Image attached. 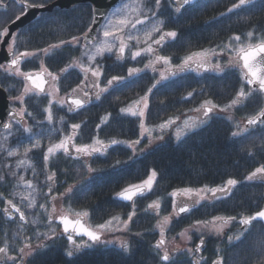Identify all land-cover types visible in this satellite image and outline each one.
Returning a JSON list of instances; mask_svg holds the SVG:
<instances>
[{"label":"trees","instance_id":"16d2710c","mask_svg":"<svg viewBox=\"0 0 264 264\" xmlns=\"http://www.w3.org/2000/svg\"><path fill=\"white\" fill-rule=\"evenodd\" d=\"M52 1L50 0V3ZM237 2L238 0H201L179 13L171 14L174 7L170 5L169 0H161L158 9L154 0H146L157 12L156 18L164 21V28L169 27L178 32L174 41L166 42L161 48L166 54L173 52L174 55L222 46L233 35H240L246 40V33L254 27L258 31L264 30V0H255L254 5L228 13L227 9ZM0 3L5 5L0 7L2 30L18 13L14 1L0 0ZM38 17L40 19H37ZM38 17L16 33L18 50L37 51L60 40H70L73 35H82L91 24V8L85 4L76 5L68 10L53 9ZM79 52V47L68 44L48 56L37 51L36 56L22 65V70L36 71L43 61L49 71L61 75V69L70 64L73 58H77ZM111 64L119 66L118 62ZM110 69L112 76H122L117 75L118 70L112 67ZM2 77L3 75L0 76V85L8 96H18L23 87L22 80L14 76L10 79ZM80 80V73L73 68L69 69L61 75L59 91L68 93ZM154 83L155 79L149 75L132 77L123 83L115 84L103 100L93 105L88 112L85 110L83 113H77V116L73 115V120L82 125L76 142L84 140L86 143H92L94 138L109 143L113 139L125 142L137 139L141 130L139 118L122 114L120 109L131 106L134 101L144 96ZM241 86L240 72L237 69H226L223 74L207 72L200 76L189 75L160 83L148 93L146 126L154 128L168 118H182L206 99H211L220 106L227 105ZM189 92L193 95L187 98ZM29 99L25 107L33 112V116L25 114V117L28 123H31L32 137L37 136L33 133L39 132V129L50 133L60 132L53 128L59 120L56 109L52 108L53 123H44L47 120L43 109L48 105V99L40 100L34 96ZM262 104L261 95L254 94L246 102L229 109L226 114L220 112L212 116L206 126L182 136L180 140L174 139L171 132L161 140L155 139L157 135L152 134L154 142L149 143L146 139L145 143L140 144L137 152L128 147L127 143L112 145L104 154L94 156L88 164L86 163L87 166L83 165L81 168L76 167L78 163L62 158L64 170L70 173L67 182L74 186L72 193L64 198L65 206H71L76 212L87 211V220L94 225L102 224L114 216L124 215L128 205L115 200L117 193L130 185L140 184L149 172L155 169L158 175L152 191L148 192V197L137 199V204L146 208L148 203L160 198V214L173 211L170 193L174 190L224 186L228 179L238 181L231 194L213 202L209 210L200 206L191 214L179 217L171 225L170 235L178 233L196 220H203L206 216L251 215L264 205L263 185L245 179L255 168L264 166V124H257L249 128L247 133L237 137H233L232 132L237 130L234 120H245L254 116L260 111ZM229 116L232 120L228 119ZM105 118L106 123L103 122ZM97 123L100 124L99 128ZM87 127L93 129L92 138L86 135L89 130ZM52 138L56 140L55 135L46 137L48 143ZM48 143L45 144L46 148ZM45 152L38 150L36 154L43 155ZM57 159H51V170L56 169ZM88 167L94 169L91 175L87 173ZM2 168L4 172L7 171ZM0 172L3 173V170ZM5 178L9 184L10 180H16L13 176ZM31 180L36 184L42 179L32 176ZM40 184L42 185H38ZM142 216V221L134 220L131 223L133 228L128 238L130 253H124L120 247H97L90 260L85 259L79 264H161L153 247L157 237L153 229V215L146 211ZM250 230L251 234L264 236V229L259 223H254ZM257 241L258 238L252 237V240L240 242L239 248L230 246L225 252L224 264H264L259 260ZM174 261L175 264H192L190 260L179 261L176 258ZM66 264L73 263L68 261Z\"/></svg>","mask_w":264,"mask_h":264},{"label":"snow or ice","instance_id":"6c2138e0","mask_svg":"<svg viewBox=\"0 0 264 264\" xmlns=\"http://www.w3.org/2000/svg\"><path fill=\"white\" fill-rule=\"evenodd\" d=\"M17 6V15L11 23L21 20L23 16H26L28 12L32 9L45 10L49 8L50 0H14ZM156 8L158 9L161 0H154ZM193 0H177L179 4H191ZM255 0H238L237 3H233L231 7L227 9L228 13L245 7L248 5H254ZM0 7H5L0 3ZM177 13L180 12V7L177 6L175 9ZM224 15V13H221ZM157 12L154 11L147 3L146 0H128V2H121L119 5H112L107 10L93 6L91 11V23L94 25L98 18H102L105 22L99 29H96L95 35H92L94 29L90 26L82 35H73L70 40H60L58 43L49 44L46 48L38 49V52H42L45 56L51 55L55 50L61 48L65 44L72 45L73 47L80 48V56L78 58H73L72 62L68 64L65 68L61 69V75L67 73L71 68H78L83 74L84 79L81 80L80 84L72 89L70 99L67 101L63 98L56 100L55 97L59 93V81L61 75L55 74L48 70L43 61L41 62V70L38 72L24 71L22 70V65L26 60L37 55V51L24 50L20 51L16 47V34L12 35L11 43L8 44L7 52L10 59L6 62V65H0L4 72L8 76H14L16 78H22L23 87L20 94L15 97H11L14 101H19L20 107L12 108L9 113L11 121L19 125L24 122L23 132L32 133V127L27 126V122L24 120L25 114L28 116H33V112H30L25 107L27 103L26 98H31L32 96L41 97L47 95L48 105L44 107L43 111L46 113L45 119L49 124L53 123L54 116L52 107L54 103L59 104L60 107H64L68 104V111L75 112L82 109L88 101L91 99V95L95 96L96 100L101 98L103 93H107L110 88L114 87L115 84L123 83L125 77L123 76H112L107 81V85L101 87V77L103 75V66L98 63V58H103L105 54H111L115 51L118 60H123L125 58L126 50L131 52V59L136 60L142 54H147L152 56L156 49L153 45H158L163 47L166 43V38L175 40L178 36V32L175 30L163 31L164 21L158 19ZM37 19H40L39 17ZM159 33L158 38H154L155 35ZM9 34V28L6 26L0 30V38H3ZM247 39L245 40L240 35H233L229 38V41L225 44L217 45L216 48L202 49L197 52H192L189 55L183 57L181 63L175 66L176 71H173V65L171 64L170 57L166 55H155L154 59H150L149 63L145 64V69L151 67L155 71V65L163 63L166 65V69L160 73V80L148 89V92L144 96L140 97L139 100L134 101L135 107L132 106L121 108L120 112L125 115H130L132 117H139L140 123L139 127L141 129V138L147 134L149 142L153 140L152 131L154 129H149L145 123L146 112L149 108V95L153 89L156 88L157 84L161 81L166 80L169 76H174L177 72H183L188 69L203 68L205 71L214 70L218 74H223L226 69H238L240 72V80L242 81V86L236 92L235 96L229 101L227 105L220 106L213 102L211 99H206L198 107L193 109V111L201 114L203 118L199 119H189L185 120L183 123V128L178 130L177 140L181 139V134L186 135L188 132L196 131L207 123L212 118V113L214 110H219L220 112H227L243 102H246L254 94H259L264 96V30H257L255 27L246 33ZM134 42V44H133ZM143 44L145 47H140ZM135 48V50H133ZM228 54L229 60L226 64L222 63L219 59H216L213 63L214 57H219L221 55ZM86 61V63H85ZM195 70V69H193ZM143 69L130 67L128 69V76L131 77L135 74L140 73ZM50 78V80L48 79ZM45 85H49V90L46 92ZM91 88L93 91L91 95L89 92L84 91V88ZM83 93V97L88 99L79 98L78 93ZM193 95L192 92L188 93V97ZM231 120V116L228 117ZM63 117H61V122ZM103 122H107V118ZM176 123V119L170 118L168 121L160 124L158 126L159 130H163ZM257 124H264V108L253 117H250L246 121L244 127L236 125L238 131L232 132L233 137L240 136L241 134L247 133L250 126H255ZM72 132L70 134H62L59 142L50 143L44 153V168L45 171L49 168L50 160L56 157L58 153L63 152L65 156H70L72 151L78 155L76 159L80 158V155L91 156L94 153L103 154L107 151L108 147L117 144L127 143L130 148H135V145L140 143V140L125 142L117 139L111 140L109 144H105L104 141L94 138L91 144H81L77 145L75 140L76 136L79 134V130L82 128L80 123L71 124ZM100 125H97L99 128ZM3 128L7 131H11L12 123H3ZM7 139V137H5ZM155 139H163V136L155 137ZM41 140L35 138L31 141L29 146H25L23 149V159L17 161V167L33 168V164L29 157V153L38 147H40ZM100 145V147H96ZM0 150L6 151L9 157L20 156L21 153L18 149L6 148L3 144H0ZM251 155V152H249ZM117 163H120L117 161ZM34 174L35 170L33 169ZM88 171L92 172L94 169L88 167ZM13 177H16V173H11ZM157 171L153 169L146 180L140 184L130 185L119 193L117 196L123 201H131L134 203V198L138 196H145L148 192L152 191L153 184L157 178ZM55 173L48 175L46 177L47 181L51 184L54 182ZM4 177L0 176V180ZM247 181L260 180L264 182V166L255 168L254 171L249 173L245 178ZM238 184L236 179H228L226 185L209 188L205 186L201 189L184 188L181 190H174L170 193L172 197V213L169 215L160 216V210L162 207L161 199L149 203L145 211H152L155 215L160 216L157 221L156 227L159 230L160 239L154 244V249L159 259L163 264H175L173 256L175 253H180L182 250L177 246L173 253L168 250V240H167V230L170 229L172 216L179 217L180 214L190 212L194 207L201 204L202 201L206 199L217 200L222 197H227L231 194V191ZM17 187H21L26 191L20 193L21 201H26V207L28 209H33L37 206L36 194L37 187L32 180H26L23 175H20L17 180ZM52 191L51 186L49 187V192ZM73 189L69 187L66 193H62L61 197L72 193ZM206 193H210V197L206 196ZM177 197H184V200H178ZM53 200L56 197H52ZM5 207L3 209L4 215L8 219H13L15 214H18L19 221L23 224L28 223V218L25 211L21 209L12 199H6L4 201ZM39 207L44 209L47 214V225L48 232L40 233L37 232V239L40 241L35 247L32 246L30 239L28 242L24 243L23 247L19 248V256L12 255L10 253L7 243L0 247V257L4 258L0 261V264H28V257L35 256L38 252L46 249L48 247L45 241L53 240L56 236L55 224L63 226V233L69 234V243L73 245L72 248L67 250L66 255L69 258L74 257L76 254L80 253L84 248H91L101 242L102 234L105 230L112 227L114 222L123 225V230H128L129 223L133 220L135 216V208L128 214L126 220H122L119 216H114L110 218L103 224L96 225L93 229L90 225L83 222V218L88 217L89 213L87 211L74 212L71 206L67 209L62 210L60 215H56V208L53 206L48 209L45 204H40ZM70 215H74L75 219H70ZM233 216H215L209 220H196L193 224L189 225L187 228L183 229L178 233L181 239L186 242H190L192 237L189 234L192 231L202 233L204 230L209 232H214L220 235L223 232L224 226L236 220ZM253 222H264V209H261L252 215L241 216L239 218V224L241 225V230L239 234L235 237H228V244L233 245L242 241L246 234L250 231ZM35 224V221H33ZM117 230H121L117 227ZM71 233H75L78 236L87 237V240L91 243H75ZM204 244L203 236H201L200 242L197 244L195 249L188 247L183 251H186L189 255H195L196 253H201L202 246ZM120 248L124 253H130V244L127 240L120 241ZM257 252L259 253V260L264 262V236L257 241ZM193 264H205L203 257L193 261ZM212 264H224V257L221 250L217 249V258L212 261Z\"/></svg>","mask_w":264,"mask_h":264},{"label":"flooded vegetation","instance_id":"af4514ba","mask_svg":"<svg viewBox=\"0 0 264 264\" xmlns=\"http://www.w3.org/2000/svg\"><path fill=\"white\" fill-rule=\"evenodd\" d=\"M7 1H14V0H7ZM169 2H170V0H169ZM170 5L172 7H174L171 10V14L176 13L175 9L177 7L174 6L171 2H170ZM169 30H173V29H169V27L163 28V31H169ZM158 37H159V33H157L154 38H158ZM1 39L2 38H0V41H1ZM170 41H174V40L166 38V42H170ZM70 46H72V45H70ZM141 47H145V45L142 44ZM7 48H8V46H7ZM153 48L156 49V52L152 56H149L147 54H142L140 56V59H138L135 62H133L132 59H131V52L128 55L129 58H124L123 60H118L117 58L114 59L110 55H106L105 54V56L103 58H100L98 60V63L103 66V75L101 77V87L106 86L108 79H110L112 77L110 67L118 70V74L117 75H122L123 77L126 78L125 80L130 79L132 77H136V76H144V75L148 76L149 75V76L153 77L155 79V81H157V80H160V73L162 71H164L167 66L164 65L161 62V63L155 65V71H153L151 67L145 69L144 66H145V64L149 63L150 59H154L155 55H157V54L158 55H166V56L170 57V59H171V64L173 65V69L172 70L176 71L175 66L179 65L181 63L183 57H185V56L189 55L190 53H192V52L188 51L187 53H179V54H176V55H174L175 53H173V52L166 54L165 52H163L161 50L162 47H160L158 45H153ZM197 51H200V50H196V51H193V52H197ZM79 56H80V52H79L77 58ZM110 57L112 58L113 61L110 60ZM216 59H219L222 63L226 64L228 62V60H229V55L228 54H224V55H221L219 57H214L213 58V63H215ZM104 60H105V62H104ZM113 62H118L119 66L112 65L111 63H113ZM85 63H86V61H85ZM130 67L140 68V69H143V71H141L140 73L129 77L128 76V69ZM73 69H75V71L77 73H80L81 80H83L84 76L80 72V70L78 68H73ZM193 69H195V70H193ZM193 69H188V70H185L183 72H177L176 75L169 76L166 80H163L160 83H165L167 81L178 79V78H181V77H187L189 75L200 76V75H202L204 73H207V72L216 73L214 70L205 71L203 68H195V65H193ZM40 70H41V66H40V68L38 70L32 71V72L35 73V72H38ZM5 74L6 73L4 72L3 68H0V76L3 75L2 78L10 79L12 77V76H8L7 74L6 75ZM55 74L60 75V73H55ZM20 79L22 80V78H20ZM48 79L50 80V78H48ZM81 80H80V82H81ZM22 82H23V80H22ZM80 82L78 83V85L80 84ZM78 85L74 86L73 88H76ZM48 87H49V85L46 86V92H47ZM0 88L5 91V89H3L1 85H0ZM72 89L66 94H63V93H61L59 91L57 96H61L63 99H65L67 101V99L70 98L69 94L72 93ZM84 91L89 92V94L91 95L93 90L91 88L86 87V88H84ZM5 93H6V96L8 98V101H9V103H8L9 104V108L10 109H12V108H17L18 109L20 107L19 101H14L11 97L8 96L6 91H5ZM107 93H103L99 100H96L95 96L91 95V99L88 101V103L82 109H80L78 111H75V112H69L68 111V104L67 103L65 104L64 107H60L59 104H53L52 108L56 109V112L59 114V116H58L59 120H57L55 122V126L53 128L56 129L57 131L60 130V132H56V133H54V132L52 133L51 132L50 133L48 131H44L42 129H39V132H34L33 133L34 135H37V136L36 137L35 136L32 137V133H24L23 132V127L25 126L24 122H22L21 124L17 125L13 121H11V119L7 120V123L8 122L12 123V128H11L10 132L5 130V129L0 128V144H3L6 148H9V149H18L20 151V153H21L20 156L9 157L7 155L6 151L0 150V171L3 170V173L0 172V176H3V177L9 176V177H11L12 176V174H11L12 172H15L17 174L16 177H15L16 180L15 181L10 180V182H11L10 184H9V181H7L6 178L3 179V180H0V183H1L0 184V247L4 246L5 243H7L8 247H9V250H10V253L12 255L19 256V251H18L19 248L23 247L24 243L28 242L29 239L31 241L32 246L35 247L36 244L40 242L37 239V236H36L37 232H40V233L48 232L47 217L45 216L47 214H46L44 209H41L39 207L40 204H45L46 205L47 198H48L49 201L47 202L48 204L46 205V207L48 209H51L54 206L56 208V210H57V212H56L57 216L61 214L62 210L67 209V207L64 204V200L63 201L62 200L61 201H57L58 199H61V194L63 193V191H66L70 187V185L67 182V179L70 177V173H66L67 170H64V168L62 166V160H63L62 158L69 159V160H72V161L78 163L76 167L79 166L81 168V166H83V165L87 166L89 160L92 159L94 156L102 155L100 153H94L91 156L80 155V158L76 159L75 157L78 154L75 153L74 151H72V154L70 156H65L63 152H60V153L57 154L56 157H53V158H58L56 163H55V168L56 169L55 170H51V167L49 166L48 170L45 171L44 160H43L44 154L43 155H41V154L37 155L36 152L38 150L39 151L44 150V152L46 151L47 148H46L45 144L48 143V140H46L47 136L55 135V139L56 140L54 141L53 138H52L51 142L48 143V144H50V143L58 142L61 139L62 134L66 135V134H68V131H69V134H70L72 132V129L70 127L71 124L79 123V122H75L73 120L75 118L73 115L77 116L78 115L77 113H83L85 110L88 112V110H90V108L93 105H95L98 102L102 101L103 97ZM73 95H77V96H79V98L88 99L87 97H83V93L82 92L78 93V94H73ZM35 97L37 98V96H34V98ZM38 98H40V100L43 99V98L49 99V97L47 95H43V96L38 97ZM187 98H189V97H187ZM261 98H262L263 103H264V96H261ZM27 99L30 100L29 98H26V100ZM139 99L140 98H138L137 100H139ZM200 105L201 104H199L196 108H198ZM262 106H263V104H262ZM216 111L217 110H214V112L211 115L215 116L216 114H214V113ZM191 113H193L197 118H202L201 114H199V113H197L195 111H192ZM61 117H63V121L62 122H61ZM24 120L27 122V126L31 125V123L30 124L28 123L26 117H24ZM168 120H169V118L166 121H168ZM245 120H243V121H245ZM164 122L165 121H163L162 123H164ZM44 123L46 124L48 122L45 121ZM97 124L100 125L99 123H97ZM157 126H159V125H157ZM33 128H35V126H33ZM87 128L89 130H87V134L86 135H89V136H91L90 138H92L93 129L89 128V127H87ZM151 129H156V128L154 127V128H151ZM80 133H81V129L79 130V134ZM79 134L76 136L75 142L77 141V137L79 136ZM154 134L157 135V137H158L159 133H154ZM89 136H87V137L89 138ZM5 137H7V139H5ZM35 138H39L41 140V144L40 145L42 147H38L36 149H33L29 153V157H30L31 162L33 164V168L17 167V161L20 160V159H23L22 153H23L24 147L25 146H29L31 141L33 139H35ZM83 139H85V138H83ZM136 140H140V143L135 145V147H138L141 143L145 142L143 140V138H141V130H140L139 137L137 139L133 140V141H136ZM104 143L105 144H109V142H104ZM76 144L77 145H81V144H91V143H86L84 140H82V142H76ZM97 146L100 147V145H97ZM2 167H4L7 171L4 172V169ZM33 169L35 170V174H34ZM53 172L55 173L54 182H51V184H50L47 181L46 177L48 175L52 174ZM57 173H59V175ZM87 173L89 175L92 174V172H89V171ZM20 175H23L26 180H31L32 176H38V177H40L42 179L41 182H39V183H42V185L41 184L38 185L39 184L38 182L35 184L36 187H37V190H38L37 191L38 192V201H37V206L34 208V210L32 212V218L28 217V214L26 213V203L25 202H20L13 195L16 190L23 189L21 187H17L16 186L18 177ZM249 182L262 184L263 185V191H262L263 194H262V196L264 197V182H262L260 180H254V181H249ZM50 186L52 188L51 192H49V187ZM198 189H201V188H198ZM6 193H9V195H6ZM147 194L145 196H142V197H148ZM205 195L210 197L211 194L210 193H206ZM52 197H56V199L53 200ZM140 198L141 197H138L137 199L141 200ZM223 198H225V197H222L221 199H223ZM6 199H12L14 203H16L18 206L21 207V209L23 211H25L26 216L28 218V223L23 224V227H20V225L23 222L19 221L18 214H15L13 219H8L4 215L3 209L5 207L4 201ZM137 199L134 200V203H132L131 205H128V209H127V211H126V213L124 215L119 216L122 220H126L127 217H128V214L133 211V207L135 208L136 214L133 217V220L129 223V227H128L129 234H131V230L133 228L131 226V223L134 220H137L139 222L142 221L143 220L142 219V217H143L142 215H143L144 212H146L145 209L147 208V206H146V208H142L141 205H138L137 204ZM177 199L178 200H184L185 198L184 197H177ZM221 199H217V200L206 199L205 201H202L200 205L194 207L190 212L185 213L184 215L191 214L194 209H199L200 206L206 207L209 210L210 206L213 205V202L219 201ZM263 207H264V205L262 207H260L259 210H261ZM74 212H76V211H74ZM148 212H150L153 215V219H152L153 220V224H154L153 229L157 233V237H156V241H157V240L160 239L159 230L156 227V224H157V221H158L157 217H159V216L155 215L152 211H148ZM40 214L41 215L43 214V217H39ZM169 214H171V212L170 213H163L161 215L164 216V215H169ZM179 217H181V216H179ZM179 217L177 218L175 216H172L171 225H173V221L176 222L179 219ZM212 217H215V216L214 215L213 216H206V218H204L203 220H209L210 221L212 219ZM233 217H236L237 219L227 223L224 226V230H223V232L220 235H217L215 233L207 234V235H200V236L194 235V236H192V239H191L190 242H186L183 245H180L179 242H178V236H179L178 233L181 232L183 229L181 231H179L178 233L171 234V235H170V232H169L170 229L167 230V240L169 242L167 247H168L169 252L173 253V250L177 246H179V248L182 250L180 253H175L174 256H173V259L175 260L177 258L179 261L182 260V259L186 260V261L190 260L192 262V264H193L194 260L200 259L201 257H203V259L205 261V264H212V261L217 258V249L218 248L221 250L222 255L224 257L225 252L227 251V249L230 246L233 247V248H239L240 247V242H243L245 240L248 241V239L252 240V237H256V238L259 239V238H261L263 236L262 234H260V235L259 234H257V235L251 234L252 231L250 230L246 234L245 238L242 241H240L237 244L229 245L228 244V237L229 236L235 237L237 234H239V232L241 230V225L239 224V218L241 216H239V217L238 216H233ZM69 218L70 219H74L76 217L74 215H70ZM33 221H35V224H33ZM83 222L85 224H87V225H90L93 229H95V227H96V225L90 224L88 222L87 217L83 218ZM254 223H259V225H261L263 227V229H264V226H263V224L261 222H253L252 227L254 226ZM97 225H99V224H97ZM115 225H117V224H115ZM54 227L56 228V236L54 237V239L53 240H49V241H45V243H47V245H48V247L46 249L38 252L33 257H28L27 258L28 264H35V263H38V262L41 263V264H66L68 261H71L73 264H79L82 261H84L85 259L90 260L92 258V256L94 255V253L96 252L95 248H97V247H120V242L119 243H110L109 239H108V241L105 239L107 232H112V233L118 232L117 230H115V228L113 229V231H110L111 228H108L107 230H105L103 232L102 237H101V242L99 244H97V245H95L94 247H91V248H84V249H82V251L80 253L76 254L72 258H69V257H67L66 252H67V250H69L70 248L73 247V245L70 244L69 240H68V235L69 234L63 233L62 225L55 224ZM122 228H123V226H122ZM170 228H171V226H170ZM117 234H119V232ZM137 234L139 235V233H137ZM71 235H72L73 240L75 241V243H81V244L85 243V242L91 243L90 241L87 240L86 237H82V236H78V235H74V234H71ZM201 236H203V240H204V244L202 246L201 253H196L195 255H189L186 251H183L184 249H186L188 247H191L192 249H195V247L197 246V244L201 240ZM156 241L154 242V244L156 243ZM154 244H153V246H154ZM3 259L4 258L0 257V261H2ZM160 263L163 264V262L161 260H160Z\"/></svg>","mask_w":264,"mask_h":264},{"label":"water","instance_id":"95a60500","mask_svg":"<svg viewBox=\"0 0 264 264\" xmlns=\"http://www.w3.org/2000/svg\"><path fill=\"white\" fill-rule=\"evenodd\" d=\"M119 1L120 0H54L53 2H51L49 4L48 9H45V10L32 9V10H30L26 16H23L21 18V20L16 21L15 23L10 22L7 25V27L9 28V34L7 36L3 37L0 41V65H6V62L10 59V57L8 56V52H7V46L12 40V35L16 34L19 30H21L26 25H28L32 21H34L40 14L51 12L53 9L68 10L73 6L80 5V4L89 5L91 7V11H92L93 6L107 10L110 6L116 5ZM199 1H201V0H193V2L191 4H187V5H184L182 3L178 5L177 0H170V2L174 6H176V7L179 6L180 10L188 8V7L194 5L195 3L199 2ZM103 21L104 20L102 18H98L97 22L94 25L92 23L90 24V26L94 29V32L92 33V35L96 34L95 30L99 29L101 27ZM46 86L47 85H45V90H46ZM70 98H68V99H70ZM8 103H9V101H8V98L6 96L5 91L0 88V128H2V129H4L3 123H7V120L11 119L9 116V113L12 109L9 108ZM262 108H264V103H263ZM246 121H247V119L244 121L242 127H244L246 125ZM251 127H254V126H250L249 128H251ZM138 197H141V196H138ZM138 197L134 198V200L137 199ZM115 200L122 203V204H126V205H131L133 203L131 201H123L117 195L115 196ZM262 209H264V207ZM184 214H180V216H182ZM261 223L264 226V222H261ZM62 228H63V226H62ZM71 234L76 235L75 233H71Z\"/></svg>","mask_w":264,"mask_h":264},{"label":"rangeland","instance_id":"374dc122","mask_svg":"<svg viewBox=\"0 0 264 264\" xmlns=\"http://www.w3.org/2000/svg\"><path fill=\"white\" fill-rule=\"evenodd\" d=\"M122 2V1H121ZM121 2L120 3H118L117 5H119V4H121ZM123 2H128V0H123ZM105 22V21H104ZM104 22L102 23V25L104 24ZM133 44H134V42H133ZM142 45V44H141ZM141 45H140V47H141ZM133 50H135V48H133ZM130 54V51H127L126 50V53H125V58H129L128 57V55ZM106 55H110L111 57H113L114 59H116L117 58V55H116V53H115V51L113 52V53H111V54H106ZM100 58H98V60H99ZM138 59H140V57H137V59L136 60H132L133 62H135V61H137ZM49 90V87H48V89H47V91ZM62 97L61 96H56L55 97V99L56 100H59V99H61ZM54 104H57V103H54ZM133 108L135 107V105H134V103L131 105ZM229 111V110H228ZM218 113H220V111L217 109V111L214 113V114H218ZM221 113H224V114H226V112H221ZM199 119V118H197L193 113H190V114H188V115H186V116H184V117H182V118H178V119H176V123L175 124H172V125H170V126H168V127H166L164 130H163V132H161L160 130H159V128H158V126L157 127H155L156 129H154V131H152V134H154V133H159L158 134V136H163V138H164V136L166 135V136H168V134H169V132H171V134H172V137L174 138V139H176L177 140V133H178V130H180V129H182L183 128V123H184V121L185 120H189V119ZM232 120V119H231ZM234 123H235V126L236 125H239L240 127H242V125H243V123H244V121L243 120H234ZM149 129H151V128H149ZM236 131H238V129L236 130ZM188 133H190V132H188ZM187 133V134H188ZM68 134H69V131H68ZM182 136H184L183 134H181V137ZM146 139L149 141V139H148V137H147V134H145L144 135V137H143V140L144 141H146ZM153 140H154V138H153ZM152 140V142H154ZM159 140H161V139H159ZM59 142V141H58ZM145 143V142H144ZM150 143V142H149ZM96 147H98L97 145H96ZM139 149H140V145L138 146V147H135L134 149L132 148V150L133 151H139ZM141 151V150H140ZM152 171V170H151ZM151 171L149 172V174H148V176L150 175V173H151ZM147 176V177H148ZM147 177H146V179H147ZM145 179V180H146ZM71 188H73L74 186H70ZM26 190L25 189H18V190H16L15 192H14V197L16 198V199H18L20 202H25L26 204H27V202L26 201H21V199H20V193H23V192H25ZM63 193H66V191H63ZM68 195V194H67ZM67 195H65V196H63V197H61V199H58L57 201H63L64 200V198L67 196ZM13 197V198H14ZM36 201H38V192H37V194H36ZM49 200H48V198H47V200H46V202H48ZM153 202V201H152ZM152 202H150V203H152ZM33 210H34V208L33 209H28L27 207H26V213L28 214V217H30V218H32V212H33ZM171 213H172V211H171ZM46 217H47V215H45ZM160 216H162L161 214H160ZM160 216L159 217H157V219L159 220L160 219ZM42 217H43V214H42ZM174 222V221H173ZM116 223H114L113 224V226L112 227H110L111 229H110V231H113V229L115 228V230H117V227H119L121 230H117L118 232H119V234H117L118 232H114V233H112V232H107V234H106V237H105V239L108 241V239H109V241H110V243H119L121 240H127L128 241V238H129V231L128 230H123V228H122V226L123 225H121V224H118V225H115ZM223 230H224V228H223ZM214 232H209L208 230H204L202 233H200V232H195V231H192V232H190L189 234L191 235V237L192 236H194V235H197V236H200V235H207V234H213ZM178 242H179V244L180 245H183V244H185L186 243V241H184L183 239H181L180 238V236H178Z\"/></svg>","mask_w":264,"mask_h":264}]
</instances>
